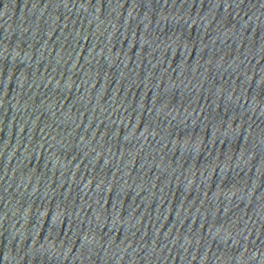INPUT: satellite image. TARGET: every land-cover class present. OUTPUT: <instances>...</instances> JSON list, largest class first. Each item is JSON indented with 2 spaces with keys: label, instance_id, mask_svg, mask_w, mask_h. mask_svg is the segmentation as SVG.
Here are the masks:
<instances>
[{
  "label": "water",
  "instance_id": "obj_1",
  "mask_svg": "<svg viewBox=\"0 0 264 264\" xmlns=\"http://www.w3.org/2000/svg\"><path fill=\"white\" fill-rule=\"evenodd\" d=\"M171 118L264 235V0H40Z\"/></svg>",
  "mask_w": 264,
  "mask_h": 264
}]
</instances>
